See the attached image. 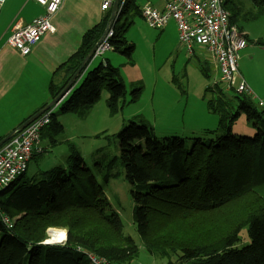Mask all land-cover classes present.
I'll return each mask as SVG.
<instances>
[{"label": "trees", "instance_id": "16d2710c", "mask_svg": "<svg viewBox=\"0 0 264 264\" xmlns=\"http://www.w3.org/2000/svg\"><path fill=\"white\" fill-rule=\"evenodd\" d=\"M251 3L256 16L264 14V0H251ZM119 6L108 42L113 52L130 60L134 45L125 37L129 23L126 18L119 22L128 8L139 15L140 6L137 0H120ZM226 7L230 20L242 31L236 22L239 8L232 0H226ZM110 11L83 34L77 50L60 66L65 78L60 83L51 81L49 102L61 92L98 41ZM104 56L93 59H99L93 68L87 69L92 59L82 68L75 84L81 80L57 104L56 112H51L41 136L47 132L53 146L59 143L56 136L63 132L61 116L70 113L84 117L102 90L108 94L105 104L110 115L139 99L141 90L135 88L126 101V87L119 68ZM198 66L205 77H211L209 66ZM205 89L214 94L207 107L218 116V128L204 131L205 137L188 142L176 136L160 139L138 115L116 134L117 154L103 150L92 166H86L75 144L65 142L68 148L65 166L38 171L31 177L24 173L9 188L0 191V264H88V253L111 264H135L139 247L131 236L123 233L116 204L105 190L112 178L124 173L134 202L132 219L143 243L149 218L157 207L163 209L162 215L212 214L231 200L254 195L242 219H235L222 235L212 232L213 236L208 237L207 230H200L198 236L204 235V240L184 242L169 249H153L145 242L148 253L161 256L165 250L170 252L169 257L161 256L167 259V264H264V187L261 189L264 104L257 106L259 102L250 93H235L226 98L223 89L210 84ZM239 114L248 120L247 128H243L247 129L246 133H236L233 129L232 123ZM103 133L102 138L110 140L111 136ZM39 149L40 141L32 151L31 161L43 155L44 150L36 152ZM48 227L66 229L65 242L44 244ZM171 255L175 256V262L170 260Z\"/></svg>", "mask_w": 264, "mask_h": 264}, {"label": "rangeland", "instance_id": "374dc122", "mask_svg": "<svg viewBox=\"0 0 264 264\" xmlns=\"http://www.w3.org/2000/svg\"><path fill=\"white\" fill-rule=\"evenodd\" d=\"M232 2L239 8L236 22L247 33L248 38L247 53L241 56L243 51H240L238 65L240 69L242 68L245 80L250 81L251 96L261 99L254 98L259 102L256 105L262 106L261 104H264V14L256 16V9L252 6L251 0H232ZM122 17L119 23H122L125 18L128 20L125 37L134 45L131 59L128 60L123 55L113 52L112 49L110 50L112 52L106 53L104 58L106 55L110 56L112 63L119 68L126 87L127 102L132 89L140 88L141 94L136 102L126 103L117 113L110 115L105 104L108 94L106 90H102L100 98L84 117L70 113L65 115V119L63 118L65 132L61 133L60 137L73 133L77 135L74 142L82 153L86 166H92L95 157L103 150L117 154L116 134L130 119L138 115L142 116L145 125L160 139L176 136L185 138L188 142L192 138L205 137L206 130L218 128L217 114L207 107V102L214 97L213 93L205 89L209 86L211 77H205L198 66L199 62L203 61L207 66L211 64L207 51L200 46H194L193 55H183L180 59L183 48L178 41L177 30L172 20L160 30L150 27L141 16L134 14L131 8H128ZM98 62L99 59L95 60L87 69L93 68ZM33 88L23 100L24 111L38 104L43 98L47 99L41 85L33 86ZM220 89L227 93L226 98L235 94V90L226 91L223 84ZM56 110L57 106L53 108V112ZM239 115L232 123L233 129L236 133H246L247 129L243 128L246 127L248 120L243 114ZM101 133L111 136L110 140L103 139L104 135ZM97 134L100 137H95ZM212 136L214 138V135ZM62 150L52 152L44 160L31 162L29 171L35 165L45 169L64 165L66 160L61 154ZM263 187L264 184L261 189ZM105 190L110 200L116 204L114 206L118 209L123 233L131 236L139 247L138 257L134 260L135 264H167V259L161 256L167 254L169 257L170 252L165 250L161 256L155 254L156 252L150 254L145 250L147 246L145 242L153 249L159 247L169 249L178 247L184 242L204 240V235L198 236L200 230H207L208 237L213 236L210 235L212 232L222 235L231 227L235 219H242L249 203L254 201L253 194H246L237 201H229L212 214L196 212L189 215H172L174 213L172 212L171 215H162L163 209L157 207V211L151 214V219L149 218L143 243L132 219L134 202L126 174L112 178ZM53 231H62L64 240L66 229L61 227H48L47 240L50 239L49 235H52ZM63 240H55L51 244H61ZM242 241L245 242L244 236ZM171 256L169 259L175 262V256Z\"/></svg>", "mask_w": 264, "mask_h": 264}, {"label": "built area", "instance_id": "2783aa9c", "mask_svg": "<svg viewBox=\"0 0 264 264\" xmlns=\"http://www.w3.org/2000/svg\"><path fill=\"white\" fill-rule=\"evenodd\" d=\"M34 1L42 6L43 14L26 25L16 22L7 40L11 47L24 56L30 54L32 47L45 33L53 30L52 17L64 0ZM2 2L3 0H0V5ZM112 3L113 0H102L100 9L106 11ZM139 13L146 23L155 29H162L169 20H174L178 41L188 54H193L194 46H200L207 51L212 63V87L220 88L223 84L226 91L249 93L247 84L238 70V54L246 47L247 39L230 20L226 0H165L162 10L146 3L140 7ZM111 35L112 30L95 49L92 59L100 58L107 50L112 49L108 42ZM51 111L42 113L0 146V191L9 188L26 172L32 151L39 144L41 130L49 123ZM50 236L52 239L53 236ZM86 257L88 264H111L92 253H88Z\"/></svg>", "mask_w": 264, "mask_h": 264}, {"label": "crops", "instance_id": "0c3cea01", "mask_svg": "<svg viewBox=\"0 0 264 264\" xmlns=\"http://www.w3.org/2000/svg\"><path fill=\"white\" fill-rule=\"evenodd\" d=\"M101 2L102 0H64L61 8L52 17L53 30L45 33L32 47L30 54L24 56L7 42L11 28L16 22H19L21 25L29 24L34 18L42 15L44 9L34 0H3L0 5V137L6 136L25 118L31 116L44 104L49 102L51 99L49 95V84L51 81L60 83L65 78V74L59 69L60 66L77 50L81 44L83 34L99 23L109 10L102 11L100 9ZM146 3H150L156 9L162 10L165 0H137V4L140 7ZM172 21L175 23L174 20ZM174 25L176 27V23ZM241 32L247 37V33H245L243 29ZM247 50L248 46L246 45V47L242 49L243 53L241 56L246 55ZM108 52L112 51L107 50L105 54ZM183 55L189 54L182 49L180 59L183 58ZM239 56L240 52L238 54V60ZM106 58L109 59L112 65L116 66L112 63L110 56L106 55ZM94 61L95 60L92 59L88 67L91 66ZM199 64H205V62H199ZM209 68L211 75L212 63L209 64ZM238 70L240 76L243 77L240 65H238ZM243 80L246 82L250 93V81L248 79L246 81L244 77ZM79 81H77L75 85H77ZM39 85L43 87L47 99L43 98L38 104L24 111L23 107L25 103L23 100H25L26 96L34 89L33 86ZM254 98L256 100H261L258 99L259 97ZM64 117L66 116L62 115L60 119L62 125ZM64 132L65 129L63 126L62 133ZM76 138L77 135L74 133L62 138L56 136V141L59 143L53 146L52 140L51 142L48 140L47 132L43 133L40 138V149L36 152L40 153L41 150H44V153L38 158L37 162L39 159L44 160V158L52 152L63 149L61 154L65 157V164L55 165L53 167L65 166L67 164L66 158L68 155V148L65 142L74 143L76 146L77 144L74 142ZM31 158L25 172L27 177L35 175L38 171L50 169L38 168L35 165L33 169L29 171V164L35 162V160L31 161ZM49 237L50 239H46L43 242L44 244L55 242L51 239L50 235Z\"/></svg>", "mask_w": 264, "mask_h": 264}, {"label": "water", "instance_id": "95a60500", "mask_svg": "<svg viewBox=\"0 0 264 264\" xmlns=\"http://www.w3.org/2000/svg\"><path fill=\"white\" fill-rule=\"evenodd\" d=\"M119 1L120 0H113L112 6H111V11H110V16H109V18L107 20V24H106V27H105L102 35L100 36L98 41L95 43L93 48L90 50V52L87 54V56L84 58V60L82 61V63L80 64V66L78 67L76 72L71 76V78L69 79L67 84L64 86V88L61 90V92L55 98H53L50 102H48L45 106H43L41 109L36 111L31 116H29L24 122L19 124L14 130H12L6 136H4L0 140V146L4 142H6L10 137H12L15 133L21 131L24 127H26L30 122L35 120L38 116H40L46 110L55 108L57 106V104L67 95L68 91L75 84L76 79L79 76L82 68L92 59L95 49L105 39V37L107 36L109 30L111 29V27L116 22V19H117L118 15H119V12H120L119 11ZM46 243H50V242H46Z\"/></svg>", "mask_w": 264, "mask_h": 264}, {"label": "bare ground", "instance_id": "6f19581e", "mask_svg": "<svg viewBox=\"0 0 264 264\" xmlns=\"http://www.w3.org/2000/svg\"><path fill=\"white\" fill-rule=\"evenodd\" d=\"M52 233V236H54V240H63V237H64V233H62V231H53L51 232Z\"/></svg>", "mask_w": 264, "mask_h": 264}, {"label": "clouds", "instance_id": "9594fccd", "mask_svg": "<svg viewBox=\"0 0 264 264\" xmlns=\"http://www.w3.org/2000/svg\"><path fill=\"white\" fill-rule=\"evenodd\" d=\"M111 6H112V5H111ZM119 8H120V6H119ZM109 9H111V7H110ZM119 11H120V10H119ZM110 30H112V27H111ZM110 30H109V31H110ZM191 55H193V54H191ZM219 89H220V88H219ZM221 90H222V89H221ZM48 110H52V111H53V109H48ZM46 111H47V110H46ZM52 111H51V112H52ZM17 133H18V132H17ZM15 134H16V133H15ZM15 134H14V135H15ZM14 135H13V136H14ZM10 138H11V137H10ZM10 138H9V139H10ZM4 143H5V142H4ZM65 239H66V237H65Z\"/></svg>", "mask_w": 264, "mask_h": 264}]
</instances>
